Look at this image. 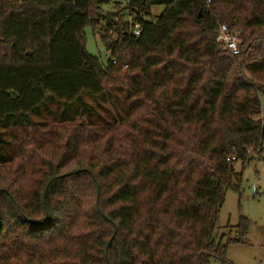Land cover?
<instances>
[{
    "label": "trees",
    "instance_id": "16d2710c",
    "mask_svg": "<svg viewBox=\"0 0 264 264\" xmlns=\"http://www.w3.org/2000/svg\"><path fill=\"white\" fill-rule=\"evenodd\" d=\"M112 1L0 0V264H227L250 225L216 243L219 212L264 145V0H125L108 21Z\"/></svg>",
    "mask_w": 264,
    "mask_h": 264
},
{
    "label": "rangeland",
    "instance_id": "374dc122",
    "mask_svg": "<svg viewBox=\"0 0 264 264\" xmlns=\"http://www.w3.org/2000/svg\"><path fill=\"white\" fill-rule=\"evenodd\" d=\"M12 1L17 2L19 0ZM117 6L125 8V0H113L109 4L104 5L102 7L103 13L105 14L107 11H114ZM162 11L163 7L161 6L152 7L150 10L151 18L159 16ZM118 18L121 19L119 16ZM122 18L125 21L124 23H129L130 19L127 20V16H123ZM115 19L118 20L116 16H114V21ZM118 22L119 21H117V23ZM99 24L102 28L106 27L104 22ZM84 33L86 37L85 47L88 53L99 58V60L103 63H106L109 58V53L106 52L99 35L92 32L89 27L84 30ZM112 36L115 38V34ZM125 68L126 67L124 66L122 70H125ZM115 95L119 100V103H116L115 110L121 109L123 106L122 101L124 100V96L122 93L117 91ZM106 101L107 102L103 104L104 106H102L106 109H108V106L110 109H113L109 100ZM260 104L261 114L256 118L258 120L264 119V94L260 95ZM98 111L101 115H103V110L98 109ZM77 119L73 124L78 123L79 119ZM53 120L54 119L50 116V114H44L43 118L39 120V122L45 123L46 125L48 124L49 128L56 132H58L61 127L66 125L57 124L56 126V122ZM7 139L10 140L8 135ZM50 151L51 150H45L41 152V158H48ZM255 156L257 161L253 158V160H250V162L244 167L241 166L240 163H237L234 166L235 171L241 173L240 188L238 192L230 190L227 191L223 205L219 212L214 235L216 243L224 244L226 242V238H224L223 235L227 237L236 236L235 227L237 226L240 218L247 219L250 225L245 243L230 246L227 250L225 255L227 264H264V157H262L259 153H256ZM0 182H2L1 179ZM208 264L224 263L219 260H211Z\"/></svg>",
    "mask_w": 264,
    "mask_h": 264
},
{
    "label": "built area",
    "instance_id": "2783aa9c",
    "mask_svg": "<svg viewBox=\"0 0 264 264\" xmlns=\"http://www.w3.org/2000/svg\"><path fill=\"white\" fill-rule=\"evenodd\" d=\"M209 2H210L209 0H206V3ZM132 22L133 21L130 19L129 23H131V25H133ZM132 32L134 36L139 35L140 31H139V26L137 24L133 25ZM215 41L221 46L222 50L228 51L233 57L239 56L240 54L239 46L241 40H240L239 32L237 30L230 29L225 25H220L218 27ZM112 63L116 64V60H113ZM257 153H259L262 157H264V145L260 147L259 152ZM251 155L252 158H250V160H253L254 158L257 161L255 154L253 153ZM249 162L250 161H246L245 165H247Z\"/></svg>",
    "mask_w": 264,
    "mask_h": 264
},
{
    "label": "water",
    "instance_id": "95a60500",
    "mask_svg": "<svg viewBox=\"0 0 264 264\" xmlns=\"http://www.w3.org/2000/svg\"><path fill=\"white\" fill-rule=\"evenodd\" d=\"M116 12H113V11H107L105 14H104V18L105 20H108V21H112L114 19V16H116Z\"/></svg>",
    "mask_w": 264,
    "mask_h": 264
},
{
    "label": "crops",
    "instance_id": "0c3cea01",
    "mask_svg": "<svg viewBox=\"0 0 264 264\" xmlns=\"http://www.w3.org/2000/svg\"><path fill=\"white\" fill-rule=\"evenodd\" d=\"M262 119V118H261ZM262 120H264V119H262Z\"/></svg>",
    "mask_w": 264,
    "mask_h": 264
}]
</instances>
